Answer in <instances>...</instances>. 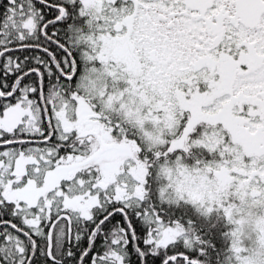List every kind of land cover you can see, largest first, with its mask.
Here are the masks:
<instances>
[{"label": "snow or ice", "instance_id": "obj_1", "mask_svg": "<svg viewBox=\"0 0 264 264\" xmlns=\"http://www.w3.org/2000/svg\"><path fill=\"white\" fill-rule=\"evenodd\" d=\"M0 264H264V0H0Z\"/></svg>", "mask_w": 264, "mask_h": 264}]
</instances>
